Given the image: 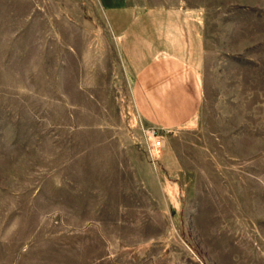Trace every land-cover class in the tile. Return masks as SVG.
Masks as SVG:
<instances>
[{"label":"rangeland","instance_id":"374dc122","mask_svg":"<svg viewBox=\"0 0 264 264\" xmlns=\"http://www.w3.org/2000/svg\"><path fill=\"white\" fill-rule=\"evenodd\" d=\"M155 3L204 42L159 151L107 19ZM0 264H264V0H0Z\"/></svg>","mask_w":264,"mask_h":264},{"label":"crops","instance_id":"0c3cea01","mask_svg":"<svg viewBox=\"0 0 264 264\" xmlns=\"http://www.w3.org/2000/svg\"><path fill=\"white\" fill-rule=\"evenodd\" d=\"M107 18L130 79L135 120L186 127L200 119L204 42L198 23L170 4H115Z\"/></svg>","mask_w":264,"mask_h":264},{"label":"built area","instance_id":"2783aa9c","mask_svg":"<svg viewBox=\"0 0 264 264\" xmlns=\"http://www.w3.org/2000/svg\"><path fill=\"white\" fill-rule=\"evenodd\" d=\"M173 130L171 127H162L156 124H149L145 126V134L147 144L151 151H159L162 143V135L164 131Z\"/></svg>","mask_w":264,"mask_h":264}]
</instances>
